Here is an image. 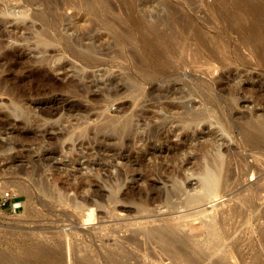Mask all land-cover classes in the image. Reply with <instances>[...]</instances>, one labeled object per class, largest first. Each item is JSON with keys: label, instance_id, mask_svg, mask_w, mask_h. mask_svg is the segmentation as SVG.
I'll return each mask as SVG.
<instances>
[{"label": "rangeland", "instance_id": "rangeland-1", "mask_svg": "<svg viewBox=\"0 0 264 264\" xmlns=\"http://www.w3.org/2000/svg\"><path fill=\"white\" fill-rule=\"evenodd\" d=\"M19 16H24L21 22L28 27L19 32L25 38L1 39L2 46L22 50L28 56L23 64L38 65V60L46 58V64L41 61L58 82L40 81L44 84H40L39 100L28 107L20 102L16 110L29 116L26 125L47 130L51 138L41 140L36 132L19 146L9 126L0 131V141L10 138L15 144H8V150L0 148V157L22 156L14 167L0 159V264H116L106 254L108 245L115 235L127 234L139 222L167 215L181 216L198 226L202 218L219 221L222 211L229 218L225 226L235 233L233 240L218 236L227 262L248 260L239 245L249 255L250 247L257 248L255 252L259 249L264 261V149L246 146L236 128L238 122L257 119L264 111V0H0V29L11 30ZM38 41L43 46L40 50ZM69 49L81 52L73 57ZM61 61L68 65L57 70ZM10 99L11 95L0 94L1 113L9 114ZM189 112L202 114L201 122L179 121ZM104 117L135 126L137 132L159 125L172 134L191 125L202 139L212 130L220 150L234 147V174L208 202L183 206L185 193L199 190L195 176L184 173L186 181L180 179L184 195L181 191L173 196L172 209L162 201L145 203L149 192L139 188L142 184L136 177V181L129 177L126 182H137L131 192L122 198L117 195L107 210L93 206L89 223L81 226L84 231L63 238L59 231L67 230L76 209L50 205V196L33 183L31 169L39 165L40 149L56 141L54 133L66 131L67 135L96 127ZM65 143H59L63 153ZM137 144H132L134 156L145 152ZM28 156L35 164L26 161ZM147 162L142 168L151 166ZM150 178L157 182L151 191L171 185L156 176ZM43 248L55 258L42 262ZM207 260L202 258V263L208 264Z\"/></svg>", "mask_w": 264, "mask_h": 264}, {"label": "bare ground", "instance_id": "bare-ground-1", "mask_svg": "<svg viewBox=\"0 0 264 264\" xmlns=\"http://www.w3.org/2000/svg\"><path fill=\"white\" fill-rule=\"evenodd\" d=\"M3 13H8L7 7ZM23 18L24 16L17 17L15 21L19 23H14L11 30L3 31L2 28L0 29V94L11 95L9 114L0 112V131L5 130L7 126H9L10 128L8 131L10 133L14 132L15 140H13L16 141V145L19 146L22 145L23 141L27 140L28 137L30 138V136L32 137L35 135L36 132H40L38 131L40 128L34 127V125H26L29 121V116L27 114L21 115L16 111L18 109V103L23 102L27 104V107L36 103L40 98V84H44L40 83V81L46 82L47 80H52L53 83L57 81H54L53 76L47 72V68L45 69L43 61H45L46 64L48 61L45 60L46 58L41 59L43 61L38 60V65L27 64V62L23 64L24 59L28 58V56L22 50L10 46V48H4L5 45L1 39L25 38L22 33H19L20 29L28 28L24 22H21ZM2 44L4 46H2ZM36 46L39 50L43 48L39 41ZM80 52L81 51L78 49H73L69 54L73 57H77ZM32 60L36 59L32 58ZM49 61H51L50 58ZM67 63L68 61L62 62L57 70L63 68ZM54 69L55 68H53V70ZM66 74L64 75L66 79L72 81V78L68 77ZM49 82L51 83V81ZM61 82L68 83V81L65 80ZM48 85L47 88L44 87L41 90L45 88L48 89ZM53 85L56 86V84ZM53 85L52 87L49 86L50 89L53 88ZM75 91L79 92L80 89H75ZM12 115L18 118V120L12 118ZM185 116H182V119L179 117V121H186L185 125H187V120L193 125V122L197 123L203 117L202 114L198 112L190 113L187 117ZM105 117L102 123H99L96 127H84L77 133L71 131H68L70 133L67 135H65L66 131L58 132L57 134L54 133L53 138L55 137L56 141H53L54 144L52 143V145L49 146L46 144V148L40 149L38 158L35 157L38 159L39 165L36 170L34 168L35 166L33 167L34 171L33 169H31L32 171L30 170L32 175L31 179L35 186L40 192L50 196L52 199L50 205L61 207L68 206L76 209V213L70 220L71 222L67 230L63 228L59 231V234L62 235L63 238L70 239L73 236L75 237V235H80L82 231H84L81 226L89 223V215L92 212L93 206L107 210L109 203L116 202L118 198L117 195L121 198L124 197L128 192H131L133 186L139 181H141L142 184L139 188L149 192L145 199V203L152 204L162 201L168 205L167 207H171L172 209L174 207V202L172 201L174 199L173 196L177 197L178 193H181V191V194H183V190H181L180 187L182 184L180 179L184 181L187 177L185 175L186 173L190 176H195V183H197L199 190L187 194L185 193V195L183 194L184 197L180 201L183 206L199 201L208 202V200L212 199L217 194L224 182L234 174L232 173L233 168L231 169V159L234 152L232 150H234V147L224 144V146H226L222 149L224 152L223 154L219 147L221 144L219 145L216 139H214L216 135L214 137L212 136V130L209 133L207 132L208 134H206L208 136L205 134L206 137L204 136L202 139L199 132L196 130L197 128H191V125L190 128L188 127L189 129L187 126L186 128H184L185 126L178 128V132L173 131L172 134L169 133L170 131H166L165 128H162L164 129L162 130L158 127L159 125L147 129L139 128L141 131L137 132L138 129L135 128V126L125 123L117 124L114 122V119H109V117L107 119ZM183 117L185 118L183 119ZM34 121L37 123L36 120ZM224 123L226 124V122ZM25 125V130L20 132L19 130L25 127ZM227 126L229 127V124ZM50 128L51 127H49V129ZM236 128L241 134L239 139H242V142L246 144V146L248 145L250 148L255 149H264V111L257 119L238 122ZM49 129L48 131H50ZM46 132L47 130L40 132L41 140L44 137H47V139L51 138V135H47L48 133ZM173 136L177 137V139H172ZM61 138H64V141L66 140L65 148L67 151L65 153L60 150L64 144V141H60ZM215 138H217V136ZM7 139L5 142L0 141V148L3 147L2 149H4L5 147L6 149V147H9L7 146L8 144H14L13 141L9 140L10 138ZM59 143H62V145L60 146ZM133 143H140L139 150L145 152L142 154L140 153L138 156H134L135 153L132 150ZM27 153L29 152H26L25 155ZM24 157L25 156H23V158ZM26 158V161L28 160L27 162L29 163V156ZM147 158L152 160V164L150 163L151 161L147 162ZM0 159H3L4 162L6 161V166L13 165L14 167V165H17L16 162L21 163L19 161L20 157L17 156V154L6 155L4 157L1 156ZM32 159H34V157ZM144 160L151 164L147 169L142 168V166L148 165H143L145 164ZM32 161L33 160L30 162ZM35 162L34 159L32 163L35 164ZM33 164L31 166H33ZM18 166L21 167V169L24 167L23 165L20 166V164ZM110 166H112V168L115 166V170L111 168L112 171H110ZM27 169H29V167ZM14 172L16 173V171ZM36 174H38V177L35 176ZM151 176H156L163 181H169L171 185L156 188L155 191H151L154 186H157V182L152 180L150 178ZM129 177L133 180H135L134 177H136L137 182H132V180H130L131 182L127 181V183L125 179L129 180ZM186 183L187 182H184V185H186ZM223 188H225V185ZM103 213H106V211H103ZM224 213H226V211H222V214L219 215V221L211 218H202L198 226H194L188 221L181 219V216L170 217L165 215L160 218L154 217L152 219H145L139 222L137 224L138 226L128 228L126 230L128 232L127 234L123 236L115 235L116 237L110 242L106 249V254L115 261L116 264H203L202 258H208L209 260H207V262L209 261L210 264H230L226 260L227 257L221 248L220 241H218L219 235H223L224 237L229 236L233 240L231 235L235 234L228 225L225 226L229 218L227 219ZM259 216L260 215H258V217ZM232 220L233 219L230 221ZM139 236L141 238H139ZM238 238V236L235 237L234 242L237 241ZM239 247L243 258L245 259L248 257V260L245 259L243 261L244 264H264L259 249V252H255L252 250L257 248L253 246L252 248L250 247L252 250L249 255V251L245 249L246 247L244 249H242V245H239ZM38 250L40 251L41 249ZM40 257L42 262H49L55 258V255L43 248L40 252Z\"/></svg>", "mask_w": 264, "mask_h": 264}]
</instances>
